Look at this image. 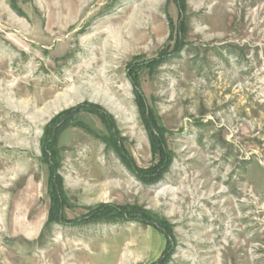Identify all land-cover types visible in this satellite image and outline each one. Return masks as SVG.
Wrapping results in <instances>:
<instances>
[{"label": "rangeland", "instance_id": "obj_1", "mask_svg": "<svg viewBox=\"0 0 264 264\" xmlns=\"http://www.w3.org/2000/svg\"><path fill=\"white\" fill-rule=\"evenodd\" d=\"M186 1L185 45L140 72L167 129L169 169L143 182L101 138L102 120L81 111L100 136L78 126L60 134L64 213L140 205L172 224L166 264H264V0ZM178 19L174 0H0V264L159 258L166 238L150 224L50 221L41 147L56 114L89 101L112 113L136 164L151 166L127 64L171 51Z\"/></svg>", "mask_w": 264, "mask_h": 264}, {"label": "trees", "instance_id": "obj_2", "mask_svg": "<svg viewBox=\"0 0 264 264\" xmlns=\"http://www.w3.org/2000/svg\"><path fill=\"white\" fill-rule=\"evenodd\" d=\"M174 1L179 9V19L176 26L177 30L173 49L170 51L168 48H163L155 57L150 59H145L143 55H136L127 64V75L133 85L136 104L151 142V150L154 157L151 166L141 168L136 164L134 157L124 145L125 137L121 135L112 113L101 104L89 101L62 110L56 114L45 125L41 147L43 159L48 164L50 170L49 192L51 195V205L49 220L66 224H77L91 221L109 222L118 219H134L145 224H150L165 236L166 246L159 258L149 264H166L174 251L176 239L172 224L166 218L159 217L140 205H118L114 203H101L96 207H90L89 211L78 219H68L64 213V207L69 205V201L64 191L63 177L58 173V168L60 167L58 142L62 131L69 126H78L94 136H100L86 122L79 118L81 111L94 113L109 130V134L101 138L106 141L108 146L115 150L123 162L135 172L138 178L147 184H155L162 178L164 172L169 169L172 163V152L166 142L165 134L167 129L160 124L158 117L150 107L141 88L140 72L143 69L155 70L163 62L178 54L185 45L187 1ZM170 22L174 26L173 21L170 20Z\"/></svg>", "mask_w": 264, "mask_h": 264}]
</instances>
